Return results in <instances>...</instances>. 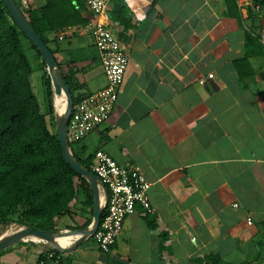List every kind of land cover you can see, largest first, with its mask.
<instances>
[{
    "label": "crops",
    "instance_id": "obj_1",
    "mask_svg": "<svg viewBox=\"0 0 264 264\" xmlns=\"http://www.w3.org/2000/svg\"><path fill=\"white\" fill-rule=\"evenodd\" d=\"M17 1L72 79L73 95L101 90L82 1ZM254 1L233 0L235 16L224 0L110 1L97 20L126 54L123 82L109 120L72 150L92 164L102 151L138 169L152 213L137 206L108 252L91 238L44 264H264V10L251 18ZM80 202L56 225L91 222ZM68 236L63 246L76 239ZM47 249L19 241L2 249L0 264H37Z\"/></svg>",
    "mask_w": 264,
    "mask_h": 264
},
{
    "label": "trees",
    "instance_id": "obj_2",
    "mask_svg": "<svg viewBox=\"0 0 264 264\" xmlns=\"http://www.w3.org/2000/svg\"><path fill=\"white\" fill-rule=\"evenodd\" d=\"M224 4L227 13L235 16L237 9L233 0H224ZM253 7H258V12ZM253 7L248 13L251 18H258L264 10V0L254 1ZM29 22L49 49L47 40ZM49 50L53 55V50ZM34 58L39 60L42 74L43 111L30 83V60ZM58 67L75 104L80 96L73 95L72 79L61 66ZM69 146L80 166L91 172L92 157H81L72 150L71 144ZM78 197L82 198L80 211L88 210L92 215L88 184L62 158L56 136L51 83L43 59L0 0V227L3 231L12 225L30 226L45 232L59 231L55 221L70 214V204ZM89 224L90 218L81 226L65 228L85 229ZM49 255L53 261H60L59 253L48 251L39 256L38 263L44 264Z\"/></svg>",
    "mask_w": 264,
    "mask_h": 264
},
{
    "label": "built area",
    "instance_id": "obj_3",
    "mask_svg": "<svg viewBox=\"0 0 264 264\" xmlns=\"http://www.w3.org/2000/svg\"><path fill=\"white\" fill-rule=\"evenodd\" d=\"M81 1L89 15L87 31L98 51L106 83L98 92L80 96L72 105L66 127L69 144L80 142L100 124L109 120L127 66V57L119 40L97 20L111 0ZM253 8L258 12V7ZM261 43L264 45V37ZM207 77L211 78L212 75ZM91 173L105 190L103 215L92 239L100 251L108 252L122 230L124 219L133 215L137 206L147 214L152 213L147 195L150 184L138 169L121 166L102 151L94 153ZM232 207H236V204ZM48 257L51 259V255Z\"/></svg>",
    "mask_w": 264,
    "mask_h": 264
},
{
    "label": "water",
    "instance_id": "obj_4",
    "mask_svg": "<svg viewBox=\"0 0 264 264\" xmlns=\"http://www.w3.org/2000/svg\"><path fill=\"white\" fill-rule=\"evenodd\" d=\"M1 2L9 13L11 19L14 21L20 31L25 35L28 41H30V43L37 49L43 59L45 70L49 75L51 83L52 103L56 123V136L60 144L62 158L64 162L77 175L87 181L92 192V215L89 226L82 230H59L56 232H45L34 230L30 226H19L18 229L10 231L9 233L4 234L0 237V250L16 242L31 239L34 241L45 243L48 248L47 251H56L60 254L66 253L74 249L80 243L87 241L93 237L98 228L99 221L104 210V205L102 206L99 201L97 188L98 182L95 175H93L90 171L82 168L71 153L70 146L67 140L66 127L72 112L73 101L70 95L69 88L63 79L54 56L47 48V46L44 45V43L40 40L30 22L24 16L16 0H1ZM57 104L63 105V108L60 111V117L57 113ZM62 232H67L73 237H76V239L73 241V243H70L66 246L60 247L55 245L52 242V236L54 234H59Z\"/></svg>",
    "mask_w": 264,
    "mask_h": 264
},
{
    "label": "rangeland",
    "instance_id": "obj_5",
    "mask_svg": "<svg viewBox=\"0 0 264 264\" xmlns=\"http://www.w3.org/2000/svg\"><path fill=\"white\" fill-rule=\"evenodd\" d=\"M30 65L32 67V73H31V76H30V83H31V87H32V91L36 97V100L38 101V104L41 108V111H43L44 109V106H45V103H44V92H43V85H42V79H41V71L39 70L38 68V63L35 59H31L30 60ZM71 144V147L74 146L73 143H70ZM72 218V217H71ZM64 223V225H63ZM61 223L58 227H65L67 224V226L69 227H75L76 226V223H66V222H63ZM18 229V227H16L15 225H12L9 229H5L3 231V229L0 227V237L3 236L4 234H7L9 233L10 231H14ZM92 245L91 243L88 244V246Z\"/></svg>",
    "mask_w": 264,
    "mask_h": 264
},
{
    "label": "bare ground",
    "instance_id": "obj_6",
    "mask_svg": "<svg viewBox=\"0 0 264 264\" xmlns=\"http://www.w3.org/2000/svg\"><path fill=\"white\" fill-rule=\"evenodd\" d=\"M56 107H57V113H58V115L60 117V115H61L60 111L62 110L63 105L57 104ZM60 234H62L63 236L59 235V234H54L52 236V242L55 245L61 247V246L65 245V244H67V241H69L70 237L68 236L67 232H62Z\"/></svg>",
    "mask_w": 264,
    "mask_h": 264
}]
</instances>
